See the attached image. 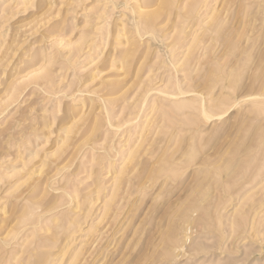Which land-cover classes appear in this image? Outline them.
Instances as JSON below:
<instances>
[{"label": "rangeland", "instance_id": "obj_1", "mask_svg": "<svg viewBox=\"0 0 264 264\" xmlns=\"http://www.w3.org/2000/svg\"><path fill=\"white\" fill-rule=\"evenodd\" d=\"M191 1L0 0V264H264V0Z\"/></svg>", "mask_w": 264, "mask_h": 264}, {"label": "bare ground", "instance_id": "obj_2", "mask_svg": "<svg viewBox=\"0 0 264 264\" xmlns=\"http://www.w3.org/2000/svg\"><path fill=\"white\" fill-rule=\"evenodd\" d=\"M149 1H150V0H149ZM160 1H162V0H160ZM196 1H197V5H198V3L200 2L199 0H195V1L192 0L191 2H193V3H191V4H194V5H195ZM198 1H199V2H198ZM204 2H205V1H204ZM160 3H161V2H160ZM163 3H166L165 0H163ZM161 4H162V3H161ZM201 4H202V1H201ZM194 5H192V7H195V6L198 7V6H199V5H198V6H197V5L194 6ZM158 6H160V5H158ZM106 9H107V8H106ZM111 9H112V8H111ZM113 9H114V8H113ZM156 10H157V9H156ZM160 10H161V9H160ZM189 10H190V9H189ZM161 12H162V11H161ZM137 13H139V12H137ZM141 14H143V13H141ZM158 14H160V13H158ZM158 14H157V15H158ZM105 15H106V14H105ZM136 15H137V14H136ZM103 16H104V15H103ZM139 17H140V16H139ZM145 18H146V17H145ZM145 18H144V21H145ZM136 19H137V18H136ZM147 19H148V18H147ZM139 21H140V20H139ZM139 21H138V24H141V25H142L143 22L141 23V22H139ZM147 22H148V20H147ZM150 23H151V22H150ZM138 24H137V25H138ZM151 24H152V23H151ZM147 25H149V24L147 23ZM143 26H144V25H143ZM138 27H139V26H138ZM150 27H151V26H150ZM135 28H136V27H135ZM139 28H140V27H139ZM142 28H143V27H142ZM147 28H148V27H147ZM137 29H138V28H137ZM140 29H141V28H140ZM144 29H145V28H144ZM149 29H150V28H149ZM149 29H147V30H149ZM140 32H141V30H140ZM147 32H148V31H147ZM141 35H142V34H141ZM43 74H44V73H43ZM44 76H45V74H44ZM46 76H47V75H46ZM47 77H48V76H47ZM205 114H206V113H205ZM205 114H204V115H205Z\"/></svg>", "mask_w": 264, "mask_h": 264}]
</instances>
